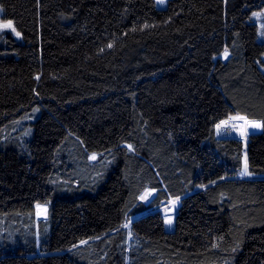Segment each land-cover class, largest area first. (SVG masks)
<instances>
[{"label": "trees", "instance_id": "trees-1", "mask_svg": "<svg viewBox=\"0 0 264 264\" xmlns=\"http://www.w3.org/2000/svg\"><path fill=\"white\" fill-rule=\"evenodd\" d=\"M0 6V264H264V0Z\"/></svg>", "mask_w": 264, "mask_h": 264}, {"label": "rangeland", "instance_id": "rangeland-1", "mask_svg": "<svg viewBox=\"0 0 264 264\" xmlns=\"http://www.w3.org/2000/svg\"><path fill=\"white\" fill-rule=\"evenodd\" d=\"M156 2L158 3L159 6H163L164 7V6H167L168 0H167V2H164L165 5H164L163 1L161 2V0H156ZM252 16H253V19L258 23L259 30H260V32H259L260 33V39H263L264 40V8L254 10L252 12ZM8 22H11V24H12L13 28L15 29V31H13L11 28H3L2 27L4 24H7ZM5 33H13V35L16 38H18V39L21 38V35L16 30V28L14 27L13 22L10 21V20H5L3 18V11H2V8L0 6V36L3 35V34H5ZM17 33H19V35H17ZM226 53H227V51L225 52L224 56L227 55ZM236 116H241V115L234 114V115H231L230 117H228L226 119L228 121H230V122H239V123L241 122V124H243L245 126V131H244V133H242V135L241 134H238L239 132H237V133H233L234 135L231 134L229 136H237V137L242 136L241 138H243L246 141V143H247V141H248V133H247V123L246 122L248 121L249 118H246L245 117V119L239 120V121L238 120H232V119H230L231 117H236ZM241 117H243V116H241ZM152 194H153V191H149L148 190L145 193V195L143 196V198L144 199H149L152 196ZM173 201H176L175 205H173V203H172ZM179 203H180V200H171L164 207V210H163L164 213L163 214H164V216L166 218L167 227L170 228V229L173 227L174 218H175V212H176L177 207L179 206ZM37 205H40L41 208L38 209L37 208ZM44 208L47 209V205L40 204V203L35 205L34 214H35L36 219H40V218L46 217L47 211H46V214H44V212H43V209ZM169 220H171V223H169ZM127 226L129 227L130 224H127ZM37 235H38L39 241H41V237H39L38 232H37ZM83 243L84 242H82V244Z\"/></svg>", "mask_w": 264, "mask_h": 264}, {"label": "snow or ice", "instance_id": "snow-or-ice-1", "mask_svg": "<svg viewBox=\"0 0 264 264\" xmlns=\"http://www.w3.org/2000/svg\"><path fill=\"white\" fill-rule=\"evenodd\" d=\"M161 2H162V0H161ZM2 27L3 28H11L13 31H15V29L13 28L11 22H8L7 24H4ZM17 35H19V33H17ZM109 47H112V45L110 44ZM230 119H232V120H243V119H245V117L236 116V117H231ZM248 123L251 124L253 127H261V126H264V125H261V124H258L256 122H252V121H249ZM227 124H228V121H222L221 122V125H217V127L219 128L222 125H227ZM129 147H131V146L129 145ZM95 158L96 157L93 155L92 159H95ZM241 174L242 175H250V173L248 172V166H247L246 159H245L244 170H243V172ZM172 203H173V205H175L176 201H173ZM37 208L39 209V208H41V206L40 205H37ZM46 211H47V209L44 208L43 209L44 214H46ZM169 223H171V220H169Z\"/></svg>", "mask_w": 264, "mask_h": 264}, {"label": "bare ground", "instance_id": "bare-ground-1", "mask_svg": "<svg viewBox=\"0 0 264 264\" xmlns=\"http://www.w3.org/2000/svg\"><path fill=\"white\" fill-rule=\"evenodd\" d=\"M162 1H163V3L167 2V0H162ZM164 5H165V3H164ZM222 121H228V120L224 119ZM221 122H219L218 125H221ZM244 131H245V126L243 124H241V122L239 123V122H230V121H228L227 125H222L219 128L217 127V132L222 134V135H231V134L237 133V132H239L238 134L242 135V133H244Z\"/></svg>", "mask_w": 264, "mask_h": 264}, {"label": "water", "instance_id": "water-1", "mask_svg": "<svg viewBox=\"0 0 264 264\" xmlns=\"http://www.w3.org/2000/svg\"><path fill=\"white\" fill-rule=\"evenodd\" d=\"M249 121L256 122V123L262 125V122H261V120H259V119H249L248 122H249ZM248 122H247V129H248V135H249V136L261 133V131H262V126H261V127H253V126H252L251 124H249Z\"/></svg>", "mask_w": 264, "mask_h": 264}, {"label": "crops", "instance_id": "crops-1", "mask_svg": "<svg viewBox=\"0 0 264 264\" xmlns=\"http://www.w3.org/2000/svg\"><path fill=\"white\" fill-rule=\"evenodd\" d=\"M161 7H163V6H161Z\"/></svg>", "mask_w": 264, "mask_h": 264}]
</instances>
